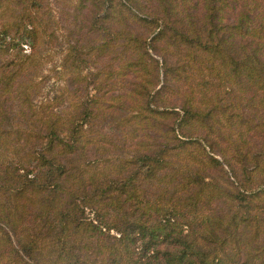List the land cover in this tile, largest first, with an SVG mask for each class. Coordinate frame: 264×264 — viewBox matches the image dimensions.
<instances>
[{
  "label": "trees",
  "instance_id": "1",
  "mask_svg": "<svg viewBox=\"0 0 264 264\" xmlns=\"http://www.w3.org/2000/svg\"><path fill=\"white\" fill-rule=\"evenodd\" d=\"M0 264H264V0H0Z\"/></svg>",
  "mask_w": 264,
  "mask_h": 264
},
{
  "label": "rangeland",
  "instance_id": "2",
  "mask_svg": "<svg viewBox=\"0 0 264 264\" xmlns=\"http://www.w3.org/2000/svg\"><path fill=\"white\" fill-rule=\"evenodd\" d=\"M45 74H48L47 72L49 70V66L45 68ZM60 86V83H56L54 79H51L48 83V85L44 89V95L48 96L51 95L53 96V93L56 91L55 88H58Z\"/></svg>",
  "mask_w": 264,
  "mask_h": 264
}]
</instances>
